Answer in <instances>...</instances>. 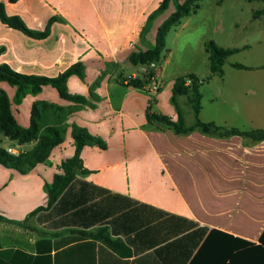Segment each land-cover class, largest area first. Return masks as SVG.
<instances>
[{"label": "crops", "instance_id": "1", "mask_svg": "<svg viewBox=\"0 0 264 264\" xmlns=\"http://www.w3.org/2000/svg\"><path fill=\"white\" fill-rule=\"evenodd\" d=\"M0 1L31 29L43 30L53 19L43 38L0 21V63L52 77L80 61L83 77L70 75L67 88L92 103L65 100L50 85L17 99L15 86L0 82L19 126L29 125L35 105L38 135L47 125L63 131L62 141L29 170L0 164V264H264V139L201 131L184 94L175 101L189 131L146 116L176 120L175 78L209 75L202 42L224 45L215 38L216 0L206 6L200 0L195 13L170 29L155 92L145 75L135 87L123 70L130 68L131 78L139 71L127 54L153 46L172 1L159 12L161 0ZM201 92L200 120L264 127V69L224 64L223 76H211ZM73 124L103 139L105 147L83 146L74 178L47 205L45 183L74 153ZM36 141L18 143L0 133V147L13 154Z\"/></svg>", "mask_w": 264, "mask_h": 264}, {"label": "trees", "instance_id": "2", "mask_svg": "<svg viewBox=\"0 0 264 264\" xmlns=\"http://www.w3.org/2000/svg\"><path fill=\"white\" fill-rule=\"evenodd\" d=\"M170 1L174 3V9L157 26L153 46L146 50H133L127 54V60L133 65L144 64L148 63L149 61L160 62L162 59L161 52L165 46L166 36L169 33L170 29L179 20L195 13L196 9L199 6L200 0H161L154 12H159L166 9ZM221 1L222 0H216L217 5H220ZM257 1H262L263 6L260 9L253 11V18L264 14V0ZM153 14L154 13H151L150 17H152ZM52 20L53 19L50 18L47 21L43 30L31 29L26 26L23 19L19 15L8 14L5 10L4 3L0 1V21L9 27L20 30L25 35H28L30 37L43 38L47 36ZM203 47L208 55L209 75L205 78L200 79L193 73H187L176 77L174 80L172 86L171 101L175 104L177 109L176 120H172L167 115H158L150 112H147L146 114L147 119H155L163 122L172 127L177 132L189 131L191 127L184 125L182 114L178 109L175 101L176 94H184L186 95L188 102L191 103L193 108L195 116V123L193 126L198 127L201 131L214 133L220 136L239 134L247 136L252 140L264 139V127L238 129L236 127L221 126L216 124L214 121L205 122L200 120L198 113L201 107V85L205 80L213 75H217L219 77L223 76V65L226 59L231 54L241 49L226 48L220 46L212 39L205 40L203 42ZM232 66L239 69L264 68V64L253 67L244 65L239 62L232 63ZM72 74L80 78L83 77L82 62H74L62 72L52 77L39 74L21 73L14 70L9 64L5 62L0 63V82H5L8 85L15 86L14 97L17 99L22 97L27 91L35 94L39 92L43 86L50 85L55 88L58 95L65 100L92 105V103L89 102V100L84 95L69 92L66 80ZM187 79H189L188 83H186ZM142 81L143 78H132L130 80L131 84L135 87H140L142 85ZM41 104L45 105V103ZM39 118L40 114L38 109L35 105H32L31 120L29 125L27 127L19 126L11 111L10 101L6 91L3 88H0V133L11 140L17 141L18 143L28 142L37 138L36 143L31 148L17 154H13L7 151L5 148L0 147L1 165L15 168L19 172H25L35 164L44 161L47 158L50 150L62 141L63 131L54 125L45 126L43 132L38 135L37 133L39 130ZM71 137L73 139L74 146L73 155L65 159L61 163V171L55 173L51 182L45 183L44 185L47 194V205H50L74 178L75 173L81 164L80 151L82 147L87 144H96L101 148L105 147V142L103 139L98 136L92 135L84 127L75 124L71 126ZM103 239L109 245H115V243L107 238V236H105ZM260 242L264 245V229L260 235Z\"/></svg>", "mask_w": 264, "mask_h": 264}, {"label": "rangeland", "instance_id": "3", "mask_svg": "<svg viewBox=\"0 0 264 264\" xmlns=\"http://www.w3.org/2000/svg\"><path fill=\"white\" fill-rule=\"evenodd\" d=\"M210 3H212L210 0H202L204 6ZM262 6L263 2L257 0H222L220 5L217 6L219 7L217 17L219 29H217L215 38H219L220 44H224L221 45L223 47L241 48L231 54L224 64H229L232 68H235L232 66L234 62L253 67L264 64V14L256 18L252 17L253 11L260 9ZM209 39H204L203 42ZM260 69L264 68L242 70ZM131 71L130 68L123 70V74L127 75L130 80L132 79V76H129ZM229 75V73L226 74V77ZM134 78L144 79L145 77L138 71ZM207 82H209V78L203 82L201 87Z\"/></svg>", "mask_w": 264, "mask_h": 264}, {"label": "built area", "instance_id": "4", "mask_svg": "<svg viewBox=\"0 0 264 264\" xmlns=\"http://www.w3.org/2000/svg\"><path fill=\"white\" fill-rule=\"evenodd\" d=\"M159 62L156 61H149L148 63L140 64L139 71L145 75L146 79H148L149 85H148V90L155 92L159 88V83L155 79V70L158 67ZM189 82V79L186 80V83ZM9 152H13L11 148L7 149Z\"/></svg>", "mask_w": 264, "mask_h": 264}]
</instances>
